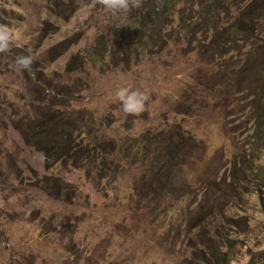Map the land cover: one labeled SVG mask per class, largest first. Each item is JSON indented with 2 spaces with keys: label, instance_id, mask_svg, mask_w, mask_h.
<instances>
[{
  "label": "rangeland",
  "instance_id": "1",
  "mask_svg": "<svg viewBox=\"0 0 264 264\" xmlns=\"http://www.w3.org/2000/svg\"><path fill=\"white\" fill-rule=\"evenodd\" d=\"M53 1L0 0V26L12 33L0 53V264H219L211 252L233 253L229 264L264 263L255 176L247 168L245 180L233 179L243 163L264 166V150L246 144L259 108L246 96L264 82V47L228 59L221 68L237 71L223 77L209 57L163 45L154 26L148 42L136 34L100 64L91 47L104 49L115 18L80 7L64 20ZM234 1L213 2L221 18ZM123 44L133 49L127 59ZM28 54L31 67L15 70V58ZM120 87L148 96L143 111H123ZM78 140L107 161L53 163L37 147L79 154ZM43 177L61 180L60 192ZM209 208L217 214L196 223Z\"/></svg>",
  "mask_w": 264,
  "mask_h": 264
},
{
  "label": "trees",
  "instance_id": "2",
  "mask_svg": "<svg viewBox=\"0 0 264 264\" xmlns=\"http://www.w3.org/2000/svg\"><path fill=\"white\" fill-rule=\"evenodd\" d=\"M214 1L141 0L140 7L131 9H137L138 11L131 12L130 10L127 13L121 12L115 14L110 12V17H114L116 22L121 24L118 28L119 33L110 26H106L101 36V45L105 47L103 49L101 46L94 45L96 51L91 47L94 51L91 60L96 63L105 64L108 58L111 57L113 59L115 57L112 51L125 40L130 39L136 34H140L142 44L144 39L148 42L150 28L158 26V37L163 45L169 48V45L181 44L185 47L187 54L197 52L209 57L216 64L217 68L219 67L217 70L219 73H222L223 77L232 76L237 70L233 67L231 69H223L221 68L223 64L230 60L234 64V62H237L236 60L241 62L247 59V57L255 56V49L263 51L261 49L264 47V0H235L232 6H227L228 10L232 9V12L224 18L218 15L213 3ZM52 3L51 7L54 11H57L56 15L64 17V20H67L80 7H94V11L105 9L99 5L97 0H54ZM177 5L178 7H176ZM128 46L129 44L121 46L125 48L124 57L126 59L133 53V49ZM135 53V56L147 54V52ZM84 55V53L81 54L82 57ZM104 55H107L106 59H104ZM82 59L81 61L84 60ZM261 63H263V66L260 65ZM241 65L243 66V62ZM259 67H261L260 73L257 74L256 69H254V74L260 75L264 73V58L260 59ZM242 70L244 71V68ZM231 85L232 78L223 83L220 90L231 89ZM249 89H252V87ZM246 100L248 103H253V106H259L253 120L251 134L248 136L246 144L251 147L253 153H261L264 150V82L261 84L259 91L248 92ZM255 101L257 102L254 103ZM36 113L39 115L38 112ZM42 116L49 118V112L46 111L41 115V118ZM41 121L44 120L41 119ZM37 123V121L31 118L27 122V126L31 125L32 127L30 130L33 132V135L37 133V128L39 127ZM67 142L73 143V138L65 140V143ZM37 143V147L45 153L46 160L53 163L66 165L70 162L75 165L76 159L80 160L82 157H85V162L94 163L95 167H97L98 164L103 165L107 161L105 155L97 157L96 155L85 154L86 151L83 147L85 143L79 140L76 142V146L81 149L80 152H77L79 154H71L65 150H55L60 144L44 147L40 142ZM234 161H237V159L234 158ZM258 165L260 164L258 163ZM258 165L257 161L243 163L238 167V173L235 170L233 171V179L240 182V180H245L249 176V169L253 171L255 176L254 192L257 197V204L264 214V166ZM40 180L44 183L45 187H48L51 194L54 193L53 191L59 193L60 188L64 185L59 179H54L53 182H50V179L43 177ZM50 184L52 188L49 187ZM166 191H169V195L174 193L171 186H168ZM65 194L67 195V193ZM209 211L211 212L210 214ZM216 211V208H209L208 212H200L198 214L199 218H195L196 223L203 226L204 218L210 217ZM236 252L239 253L240 251L236 250ZM231 254L233 255V253L220 252L216 255L211 252V256L215 260L219 259V264H229L230 260H232L230 259ZM209 261L210 259H205L206 263Z\"/></svg>",
  "mask_w": 264,
  "mask_h": 264
},
{
  "label": "clouds",
  "instance_id": "3",
  "mask_svg": "<svg viewBox=\"0 0 264 264\" xmlns=\"http://www.w3.org/2000/svg\"><path fill=\"white\" fill-rule=\"evenodd\" d=\"M99 5L107 9L109 12L127 13L134 7H140L141 0H97ZM121 24L117 23V28ZM12 40L11 30L5 26H0V53L8 51L9 44ZM34 62L31 54L19 55L14 60V67L17 71L27 70ZM116 97L121 102L122 109L125 113L136 114L143 111L148 96L139 89H131L129 87H120L116 91Z\"/></svg>",
  "mask_w": 264,
  "mask_h": 264
}]
</instances>
